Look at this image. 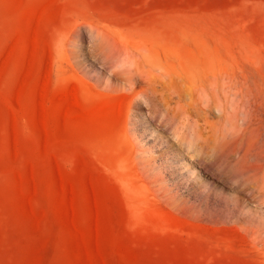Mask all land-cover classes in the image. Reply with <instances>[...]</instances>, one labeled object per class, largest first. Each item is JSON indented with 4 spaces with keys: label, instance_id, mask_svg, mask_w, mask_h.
Listing matches in <instances>:
<instances>
[{
    "label": "rangeland",
    "instance_id": "obj_1",
    "mask_svg": "<svg viewBox=\"0 0 264 264\" xmlns=\"http://www.w3.org/2000/svg\"><path fill=\"white\" fill-rule=\"evenodd\" d=\"M0 264H264V0H0Z\"/></svg>",
    "mask_w": 264,
    "mask_h": 264
},
{
    "label": "bare ground",
    "instance_id": "obj_2",
    "mask_svg": "<svg viewBox=\"0 0 264 264\" xmlns=\"http://www.w3.org/2000/svg\"><path fill=\"white\" fill-rule=\"evenodd\" d=\"M121 49L122 48H120V46H114L113 49H111V51L109 52L108 57L106 58L108 59V61H110L109 62L111 64L110 66H113L114 68L119 69V71L123 73L125 77V81L130 83V90L132 92L131 99H132L133 104H138V101H137L138 97L143 98V99H146V98L160 99L161 98V99L168 100L170 98V83L175 88L180 98L183 96L184 92L188 91L189 89L188 88L189 86H186L185 80H187L192 85L197 84L195 80V76H197V74H193L195 72L194 69H189L188 72L185 73L183 76L173 78V77H170V68L167 66V69L165 71L163 70V72H161L162 74L159 77H156V78L151 77V76L143 77L142 75L137 73V71L134 68L133 69L130 68L131 64L129 61V54H130L129 51H127L128 55L125 54L126 56L121 57V54H120ZM150 52L151 53L148 55V58H147L149 67L152 68V67L157 66L158 68L161 69L163 67V64L159 61H156V59H159V58L152 53L151 49H150ZM245 74L248 75L249 71H246ZM181 77H182V80L179 79ZM182 82H184V84ZM200 82L201 84H203L204 79L201 80ZM232 83L234 85L243 84L242 82L239 81L237 75H234L232 77ZM137 86L138 88H136Z\"/></svg>",
    "mask_w": 264,
    "mask_h": 264
}]
</instances>
